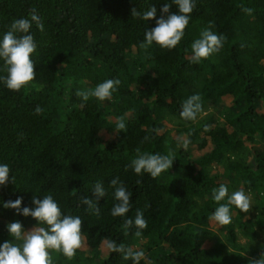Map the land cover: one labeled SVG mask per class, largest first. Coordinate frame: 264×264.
I'll return each mask as SVG.
<instances>
[{"label":"trees","instance_id":"obj_1","mask_svg":"<svg viewBox=\"0 0 264 264\" xmlns=\"http://www.w3.org/2000/svg\"><path fill=\"white\" fill-rule=\"evenodd\" d=\"M163 3L176 11L172 0H0V34L33 9L43 24L30 28L33 80L19 90L0 83V163L10 169L0 199L22 197L32 207L34 195H51L63 214L80 216L86 249L71 258L57 252L52 264H132L109 241L142 250L139 264H252L264 255V0H195L177 46L141 47L155 17L141 20L131 10L155 6L159 16ZM205 28L225 39L194 62L190 45ZM105 79L120 81L109 99L76 95ZM192 94L202 111L187 121L181 104ZM168 117L180 131L168 128ZM138 151L171 152L173 164L155 178L136 174L130 162ZM112 178L131 193L124 217L110 214ZM96 182L104 197L93 195ZM220 184L250 201L247 212L230 206L227 225L208 219L225 202L212 199ZM137 210L146 221L139 235L125 224ZM14 220L26 231L47 227L0 206L2 226ZM7 239L0 232V242Z\"/></svg>","mask_w":264,"mask_h":264},{"label":"clouds","instance_id":"obj_2","mask_svg":"<svg viewBox=\"0 0 264 264\" xmlns=\"http://www.w3.org/2000/svg\"><path fill=\"white\" fill-rule=\"evenodd\" d=\"M176 6V11L169 10V4L163 3L157 16V8L149 7L142 14L136 9L131 10L132 16H140L141 20L148 21L155 17V26L147 28L144 32V39L141 47L151 46L153 43L162 48L172 49L181 41L184 30L189 23V14L195 7V0H172ZM247 14L252 13L251 8H243ZM35 23L40 30L43 24L33 9L29 18L14 19L8 30L0 34V60L5 66L6 75H0V83L9 90H19L28 82L33 80L34 64L31 55L34 53L37 44L30 32V28ZM224 36L217 35L209 28H205L199 33V37L194 39L190 45L192 60L199 62L201 59L209 57L217 52L223 45ZM120 84L118 79H105L97 83L93 88L76 95L82 100L89 97L104 101L111 97L116 87ZM38 112L39 109H36ZM202 111L201 97L199 94H192L183 100L181 104L180 117L187 121L196 119L197 114ZM116 128L123 130L125 124L123 118L118 119ZM188 141H183V146L187 147ZM174 156L160 153H140L131 160L130 166L134 173H146L152 178L157 177L161 172L169 170L173 164ZM10 169L5 163H0V185H5L9 181ZM113 188V203L110 214L113 217H124L130 210V195L122 182L117 178L110 180ZM92 193L96 197H104L105 189L100 182H96L92 188ZM212 199L218 203L212 214L208 217L218 225H227L231 221L230 206H235L241 212H247L250 206L249 197L242 190L229 193L227 186L220 184L212 189ZM81 201L89 210L98 212L93 200L82 197ZM22 197L15 200L4 201L0 199V206L5 209H14L18 215L31 216L37 223H44L47 227L26 231L19 220H14L5 225V229L10 239L0 242V264H52L49 250H59L65 257L71 258L75 251L81 246V225L82 220L78 215L63 214L58 203L51 195H44L37 198L35 195L31 199L32 207L22 206ZM125 224L136 228V235L146 227L143 214L137 210L135 217L125 219ZM107 247L114 251L123 253L125 258H131L132 264H139L145 259L142 250H133L117 245L114 241H109ZM252 264H264V255L253 260Z\"/></svg>","mask_w":264,"mask_h":264},{"label":"rangeland","instance_id":"obj_3","mask_svg":"<svg viewBox=\"0 0 264 264\" xmlns=\"http://www.w3.org/2000/svg\"><path fill=\"white\" fill-rule=\"evenodd\" d=\"M167 124H168V128L169 129H173L174 130V133H176L177 131H180L181 130V127L178 124V119H176V118L168 117ZM210 230L214 234L215 233H219L218 228H216L214 226H212L210 228ZM0 232H2V233L6 232L5 226L3 227L1 223H0ZM259 240L262 241L263 240V237H261ZM78 249L84 250L86 248H85L84 244L81 242V246ZM49 251H50V256L54 255L57 252H60L59 250H49ZM102 251H103V248H102Z\"/></svg>","mask_w":264,"mask_h":264}]
</instances>
